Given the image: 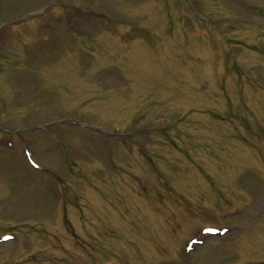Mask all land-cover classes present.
Returning <instances> with one entry per match:
<instances>
[{
  "label": "rangeland",
  "instance_id": "rangeland-1",
  "mask_svg": "<svg viewBox=\"0 0 264 264\" xmlns=\"http://www.w3.org/2000/svg\"><path fill=\"white\" fill-rule=\"evenodd\" d=\"M0 264H264V0H0Z\"/></svg>",
  "mask_w": 264,
  "mask_h": 264
}]
</instances>
